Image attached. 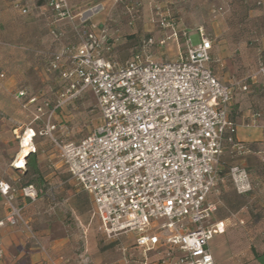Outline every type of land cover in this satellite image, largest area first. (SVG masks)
Segmentation results:
<instances>
[{"label":"built area","instance_id":"2783aa9c","mask_svg":"<svg viewBox=\"0 0 264 264\" xmlns=\"http://www.w3.org/2000/svg\"><path fill=\"white\" fill-rule=\"evenodd\" d=\"M48 5L55 18L51 33L62 36L56 22L66 20L77 42L48 53L47 71L57 74L62 89L56 105L48 112L39 106L34 120L46 113L45 133H51L56 126L49 122L58 108L85 92L95 97L100 114L95 130L78 141H55L61 161L90 196V219H97L107 238L135 232L134 244L144 252L160 249L159 264H216L210 241L226 226V219L214 220L218 184L228 176L239 191L250 187L246 169L226 159L249 151L237 136L239 124L231 110L237 93L250 89L248 79L220 78L211 64L213 39L203 28L197 41L183 34V44L176 32L149 36L121 60L115 54L117 38L106 28L102 34L94 31L89 12L96 8L74 14L69 0H48ZM139 5H130V11L140 12ZM15 6L30 13L20 1ZM154 7L159 25H172L163 6ZM171 37L179 52L158 59L152 46L164 47ZM258 74L264 78V64ZM5 75L0 70V79ZM26 95L23 89L17 92ZM38 99L32 95L24 105ZM262 115L256 109L244 125L259 127ZM39 194L33 185L20 188L0 180L5 210L0 227L31 229L16 198L35 201ZM48 194L56 199L54 190Z\"/></svg>","mask_w":264,"mask_h":264},{"label":"rangeland","instance_id":"374dc122","mask_svg":"<svg viewBox=\"0 0 264 264\" xmlns=\"http://www.w3.org/2000/svg\"><path fill=\"white\" fill-rule=\"evenodd\" d=\"M17 1L29 6L30 13L22 14L15 6ZM92 1L105 0H70L72 12L75 14L76 6L83 9L90 6ZM135 2H140V12L130 11L129 6ZM158 4L163 6L161 12H167L171 18L181 23L182 30L196 32L203 28L212 37V67L225 79H248L251 93L244 110H251L250 116L258 109L264 119V81L258 74L262 63L264 64V0H106L103 11H106L114 24L122 28L132 17L137 20L143 19V16L156 18L154 6ZM49 16L46 0H0V70L6 74L0 79V178L15 187L24 184L29 178L24 173L25 166L14 164L22 149L23 133L29 127H33V131L37 133L34 143L36 153L43 162L40 171L45 176L53 170L48 167L50 160L59 158L55 141H78L91 134L100 121L96 100L91 92L83 93L78 99L56 110L49 122L56 126L51 133H45L48 126L46 113L34 120L39 106L43 107L44 112H48L56 105L53 92L56 80L51 78V81H47L43 72L37 69L39 56L33 51L52 45V37L46 24ZM130 34L129 31L119 34L117 56H128L139 47L141 37L138 34L129 36ZM191 37L194 41L198 40L197 34H191ZM179 39L184 43L182 33L179 34ZM71 41L77 42L76 36L72 35ZM163 48L168 55H155L160 59H171L169 57L177 54L180 46L177 39L171 37L160 50ZM253 76H257L256 82H252ZM21 89L28 94L38 95V101L24 107L26 99L16 97ZM45 98L50 102L48 105ZM16 128L18 133L14 131ZM250 130L254 129L241 134L249 139L245 141L248 153L233 159L228 155L226 157L231 163L246 169L249 189L239 191L228 176L218 184L219 205L214 220L226 219V226L223 233L215 234L210 241L216 264H260L255 258L254 250L264 251V130L260 129L256 134ZM50 155H54L52 159ZM56 172L61 177L69 174L58 170ZM67 188H70V184ZM59 191L58 189L56 193L57 202L69 194ZM46 199L44 198V202ZM88 209L87 207L84 211V218H88ZM65 220L69 223L75 221L70 215ZM61 221L60 216L46 213L44 216L40 215V219H36L33 224H59ZM90 227L97 234L102 260L100 264H159L157 259L161 257L160 249L144 252L133 244L135 232L107 238L99 232L97 219L91 220ZM54 231L56 236L61 234L58 227Z\"/></svg>","mask_w":264,"mask_h":264},{"label":"crops","instance_id":"0c3cea01","mask_svg":"<svg viewBox=\"0 0 264 264\" xmlns=\"http://www.w3.org/2000/svg\"><path fill=\"white\" fill-rule=\"evenodd\" d=\"M70 2V0H69ZM105 1H92L91 5L87 7L80 8L77 7V11L74 10L75 14H80L83 12H87L91 8L95 11H91L89 13L91 16V23L96 24L94 31L96 34H102V29H107V34H112L114 38L116 37L118 40L120 38L119 34H122L123 31H129L131 34H138L141 37V41L149 36H154L155 38H159L164 34H173L176 32L177 34H198L199 29L196 32H190L186 30H182L180 22L174 20V18H170L172 25L167 27H162L159 25L158 18L153 16H143L138 20L135 18H129L127 23L120 28L118 24H114L112 19L108 18L106 15V11L104 9H100L101 6H105ZM71 7L72 4L70 3ZM97 6V7H96ZM116 22V20H113ZM57 25L62 27L67 34H74L66 20H61L56 22ZM118 34V35H117ZM52 39V38H51ZM114 39V47L116 54V47L118 46L117 41ZM140 41V44H141ZM124 43V42H123ZM139 44V46H140ZM183 44V43H181ZM152 50L155 54L166 55L167 52L163 48L160 50V47L157 45L152 46ZM118 53V51H117ZM214 53V48H213ZM132 54V53H131ZM131 54L125 56V54L118 56L121 60L127 59ZM120 55V54H119ZM168 55V54H167ZM177 54H174L172 57H176ZM156 56V55H155ZM157 57V56H156ZM158 58V57H157ZM160 59V58H158ZM168 59V58H167ZM214 68V67H213ZM218 73V72H217ZM219 74V73H218ZM220 78L228 81L232 79H225L219 74ZM262 81L264 78L259 74ZM239 79V78H238ZM257 76L252 77V82H256ZM251 93L248 91H240L236 95V99L232 105V115L235 118L236 122L239 124L237 136L242 141H247L245 137H242V133L249 132L256 134V131L264 130V119L260 118L259 127L249 128L246 127L245 121L248 118L249 112L251 110H244V106L246 105L248 95ZM17 98H25L18 97ZM28 99L24 102H27ZM1 95H0V107L1 106ZM26 107L25 105H23ZM32 129L35 131L33 127H29L25 133ZM15 133H18V128H16ZM33 131V132H34ZM32 140L33 150L37 152V147L34 143V137ZM22 150V149H21ZM21 152V151H20ZM19 152V154H20ZM19 156V155H18ZM38 163L39 168L42 169L43 162L39 154ZM54 155H50L51 159ZM58 160H50L51 162L48 164V167L52 168L47 175L44 176L45 180L50 185V189L54 190L55 198L57 190L59 192L69 193L67 197H64L62 201L53 200L49 194L48 196L41 194L35 201L30 200L29 198H25L21 195H18L16 198V202L23 206L24 213L26 218L31 223L30 228L27 229L24 226H10L5 225L0 227V245L2 248V255L0 256V264H100L102 260H100L98 242L96 239V235L93 228H91V220H89V216H91V199L87 192L83 191L78 185L77 182L72 178L70 173L68 172L66 166L58 156ZM18 158V157H17ZM62 169V170H60ZM67 172L66 176L56 175V171ZM0 180H4L9 182L3 178ZM10 183V182H9ZM11 184V183H10ZM68 184H70V188L68 189ZM13 185V184H11ZM14 186V185H13ZM44 198H47L46 202H44ZM4 201L0 197V218H2L5 214L4 210ZM88 209V218H84L86 213L85 209ZM46 213L55 214L62 218L63 221L59 224H50V223H41L39 226H35L33 223L36 219H40V215L44 216ZM70 215L74 217L75 221L67 222L65 219ZM59 229L60 235H55V228ZM134 244V241H133Z\"/></svg>","mask_w":264,"mask_h":264},{"label":"trees","instance_id":"16d2710c","mask_svg":"<svg viewBox=\"0 0 264 264\" xmlns=\"http://www.w3.org/2000/svg\"><path fill=\"white\" fill-rule=\"evenodd\" d=\"M22 3V2H21ZM140 2H135L132 5L137 6ZM46 5L48 7V9L50 10V16L49 18H47L46 24L48 27V31L50 36L52 37V45L50 46H44L41 48H36L35 50H33L34 52L37 53V56H39L38 60V66L37 69H40L41 72H43V75L46 77L47 81H51L52 79H55V84H54V89L53 92L55 93V97H56V101L58 98V95L62 89V81L61 79L57 76L56 73H52L47 71V58H48V53L60 48L63 45H67V44H71L73 43V41H71V37L72 35L76 36L75 32L73 31V29L71 28L72 32L74 34H67V32L62 29V27H58L59 30H61L63 32V35L60 37H56L54 34L51 33V27L55 24L54 23V13L51 10V8L48 5V0H46ZM136 36V34H130L129 36ZM77 38V36H76ZM140 44V43H139ZM133 53V52H132ZM263 64V63H262ZM249 82V81H248ZM35 93L32 94H28L26 95V99H28L29 97H31L32 95H34ZM45 102H47L46 104L48 105L50 102L47 98L44 99ZM47 100V101H46ZM52 106V105H51ZM59 109V108H58ZM231 163V161H230ZM24 173L26 176H28V180H26L24 182V184H21L19 187H24V186H29V185H33L35 186L39 191L40 194L43 195H47L50 192V185L48 184V182L45 180L44 178V174L40 171L39 168V163H38V156L36 151H30L28 152V154L26 155V162H25V167H24ZM254 254H255V258L256 260L260 263V264H264V251L263 252H257L256 250H254Z\"/></svg>","mask_w":264,"mask_h":264},{"label":"bare ground","instance_id":"6f19581e","mask_svg":"<svg viewBox=\"0 0 264 264\" xmlns=\"http://www.w3.org/2000/svg\"><path fill=\"white\" fill-rule=\"evenodd\" d=\"M35 134L36 133L33 132L32 129H29V131L23 136L22 144H21L22 150L14 163L15 165L25 166L26 155L28 154V152L33 150L32 140Z\"/></svg>","mask_w":264,"mask_h":264}]
</instances>
